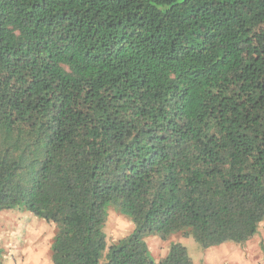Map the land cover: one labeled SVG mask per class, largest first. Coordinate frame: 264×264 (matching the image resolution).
Returning a JSON list of instances; mask_svg holds the SVG:
<instances>
[{"label": "trees", "instance_id": "trees-1", "mask_svg": "<svg viewBox=\"0 0 264 264\" xmlns=\"http://www.w3.org/2000/svg\"><path fill=\"white\" fill-rule=\"evenodd\" d=\"M108 204L134 223L112 244ZM17 208L55 224L52 264H194L148 235L250 241L264 0H0V213Z\"/></svg>", "mask_w": 264, "mask_h": 264}, {"label": "rangeland", "instance_id": "rangeland-1", "mask_svg": "<svg viewBox=\"0 0 264 264\" xmlns=\"http://www.w3.org/2000/svg\"><path fill=\"white\" fill-rule=\"evenodd\" d=\"M107 217L104 231L109 244L115 243L134 229L131 218L118 211L113 204L107 206ZM56 230L53 222L38 218L27 210L17 208L2 211L0 213V250L3 255V264H52L51 245ZM151 237L152 235H148L145 239L151 245L152 256L159 260ZM170 239L187 242L183 244L187 246L189 253L195 259L199 258L196 248L201 246L193 237L187 238L177 233ZM104 262L103 258L100 264Z\"/></svg>", "mask_w": 264, "mask_h": 264}, {"label": "crops", "instance_id": "crops-1", "mask_svg": "<svg viewBox=\"0 0 264 264\" xmlns=\"http://www.w3.org/2000/svg\"><path fill=\"white\" fill-rule=\"evenodd\" d=\"M151 238L160 259L167 255L171 242H176L174 239L162 241L153 235ZM148 245L151 246L149 242ZM196 254L199 255L198 259L190 254L194 264H264V221L257 234L244 245L227 242L207 249L196 248Z\"/></svg>", "mask_w": 264, "mask_h": 264}]
</instances>
